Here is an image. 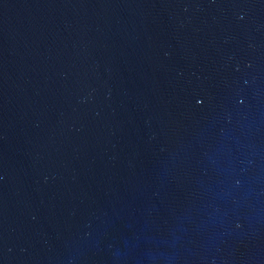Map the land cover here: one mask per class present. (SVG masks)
<instances>
[{
	"label": "water",
	"instance_id": "1",
	"mask_svg": "<svg viewBox=\"0 0 264 264\" xmlns=\"http://www.w3.org/2000/svg\"><path fill=\"white\" fill-rule=\"evenodd\" d=\"M0 264H264V0H0Z\"/></svg>",
	"mask_w": 264,
	"mask_h": 264
}]
</instances>
